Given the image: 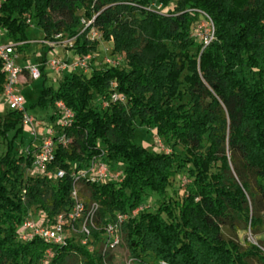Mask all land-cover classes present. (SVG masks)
Listing matches in <instances>:
<instances>
[{
	"label": "trees",
	"instance_id": "1",
	"mask_svg": "<svg viewBox=\"0 0 264 264\" xmlns=\"http://www.w3.org/2000/svg\"><path fill=\"white\" fill-rule=\"evenodd\" d=\"M202 13L214 27L208 44L193 35ZM27 19L43 39L72 38L69 49L92 53L94 61L98 40L87 33L95 27L127 66L100 59L89 76L74 71L56 90L41 91L37 104L53 107L51 119L57 100L73 111L63 130L70 141L56 145L49 168L64 170L60 178L28 174L32 151L13 150L24 129L21 113L0 112V264H39L44 257V264H65L73 256L81 264H111L101 234L116 212L129 214L121 234L134 264H264V242L241 243L237 236L241 225L253 235L264 227V0H0L2 41L26 47ZM112 82L125 102L110 101ZM3 83L0 62V94ZM139 125L182 152L135 144ZM94 157L122 176L79 181L85 203L98 204L93 249L74 237L61 245L21 241L17 229L31 211L52 217L70 208L73 172ZM181 170L191 182L173 200L165 190ZM150 191L160 195L157 209L130 216Z\"/></svg>",
	"mask_w": 264,
	"mask_h": 264
},
{
	"label": "built area",
	"instance_id": "2",
	"mask_svg": "<svg viewBox=\"0 0 264 264\" xmlns=\"http://www.w3.org/2000/svg\"><path fill=\"white\" fill-rule=\"evenodd\" d=\"M154 7V5H153ZM202 22L205 23V30L203 34L201 28H203L200 21L196 22L193 35L198 37L204 44L213 38L214 27L211 20L204 14ZM27 24L32 25L31 19L26 20ZM91 21H84L86 26ZM87 38L91 41L98 40L101 37V33L95 28L91 27L87 33ZM42 45L52 48L56 47V44H62V46H71L73 43L72 38H63L61 34H56L51 40L41 39L39 41ZM18 43L3 42L2 31L0 30V62L2 65V72L4 73V83L2 92L0 94V100L3 98L10 109H13L21 113L22 125L24 128H28L33 134L34 138H40L39 144L36 149L32 151V163L28 169V174L31 176H46L47 178L57 179L64 175V170L55 169L50 170V163L54 159V150L56 145L66 146L70 141L69 138L63 133L64 128L70 126L73 120V111L62 101L57 100L54 103V114L57 119L54 125L44 126L41 134H38V126L41 122L37 121L35 128L34 122L36 119L27 114L25 107V100L20 93L19 84L21 78L24 79V72H27L30 78L37 79L40 76V71L37 65L27 64L25 66H19L16 63V51ZM108 49V48H107ZM115 57V58H113ZM104 56L103 64L117 66V56ZM47 65L52 68L56 73L60 74L64 71L74 72L77 69L86 72L97 62L94 61V55L87 53L84 55H75V59L70 63L67 59L52 58L48 60ZM114 82L111 83V91L109 93V99L112 102H125V97L119 95L114 89ZM108 105L107 100L101 101V106L104 108ZM60 131L59 133L57 131ZM159 147H162V140L157 137L155 140ZM26 149L25 152H29ZM122 163L119 162L120 166ZM76 165H73L75 168ZM122 176V170H112L108 163L102 161L99 157H94L88 167L79 169L73 172L74 182L73 189L71 191L72 205L67 211L57 213L52 217H48L45 211L40 210L37 212L39 216L35 219L29 215L21 222L17 229L18 238L23 241H29L34 238H40L47 244L61 245L65 244L71 237L77 238L78 242L82 245H88L89 250L93 249L91 245L92 230L97 229L95 223V215L98 209V204L91 202L86 204L83 197L79 192V181L86 179L89 182H108L119 180ZM144 208L143 204L130 212V216H135L138 212ZM128 213L116 212L113 217L106 221L102 231V251L106 252L114 250L122 241L121 239V226L128 218ZM158 264H168L167 262L160 260Z\"/></svg>",
	"mask_w": 264,
	"mask_h": 264
},
{
	"label": "rangeland",
	"instance_id": "3",
	"mask_svg": "<svg viewBox=\"0 0 264 264\" xmlns=\"http://www.w3.org/2000/svg\"><path fill=\"white\" fill-rule=\"evenodd\" d=\"M165 11L166 9H161ZM85 21V19H83ZM203 28L201 31L203 34L206 32L205 23L200 21ZM27 35H28V42L29 44L22 48L20 51L17 49L16 51V63L19 66H25L27 64L37 65L38 68L43 69L44 77H39L37 79H32L28 75L27 72H24V79H20L22 83L19 84L20 93L24 97V104L26 107L27 114L34 117L36 121L34 122L35 125L37 121L41 122V124L37 128L38 134H41L43 131L44 126L54 125L57 119H51V115L53 114V107L48 105L41 107L37 104L38 98L41 94V91L44 88H51L52 90H56L59 84L64 80V76L71 75V72L64 71L60 74L56 73L52 68L47 65V61L52 58L58 59H67L70 63H72L75 59V54L68 46H62V44H56L55 48L42 45L39 41L43 39V32L42 30L36 26L34 22L27 28ZM65 38V37H63ZM15 43V42H14ZM108 48V49H107ZM110 48H112V42L106 41L102 38L98 39V46H97V56L95 58V65H98L99 60H103L104 56H117L116 62H118L117 66L126 68V60L123 53L115 52L112 55L110 54ZM115 58V57H113ZM76 73L81 72V70L77 69ZM86 76L90 75V71H86L84 73ZM100 96L94 95L93 101L98 102ZM188 96H185L183 102H187ZM10 110V107L7 105L5 100L2 98L0 100V112L5 114L7 111ZM138 124V121H137ZM14 132L11 131L8 134V138L12 139ZM157 139V135L155 134L154 129L147 128L145 125H139L134 131L133 141L135 144L140 145L142 147H147L149 150L157 151V152H182V147L180 145H171L166 143L162 140V147H159L155 140ZM40 138H34L33 134L29 131L28 128H24L22 132H20L19 136L14 140V152H22L26 149L33 151L36 149L37 145L39 144ZM5 150V144L2 143L0 146V153ZM191 182L190 177L188 176L187 172L184 170L178 171L176 175L171 179L170 185L165 190V195L171 199H178L184 196L186 186ZM82 187V186H81ZM82 194L86 195L87 190L83 187L81 188ZM144 208L143 210L148 211H155L160 204V195L155 191H150L145 195L144 202L142 203ZM31 216L37 219L39 216L34 212L31 211ZM223 232L226 235H229L230 232L227 228H223ZM237 236L241 243H244L245 240L257 243V241L264 242V227L261 229L260 233L253 235L251 231L247 228L245 229L243 225L237 229ZM122 239V234H121ZM264 250V247H263ZM46 254H49L48 252ZM50 254L51 251H50ZM107 254L110 256L111 264H134L129 256V252L127 247L125 246L124 242L121 243L114 249L107 251ZM49 256V255H48ZM47 257H44L39 264H44ZM252 264H259L256 260H251ZM65 264H81L79 258L73 256L68 259Z\"/></svg>",
	"mask_w": 264,
	"mask_h": 264
},
{
	"label": "crops",
	"instance_id": "4",
	"mask_svg": "<svg viewBox=\"0 0 264 264\" xmlns=\"http://www.w3.org/2000/svg\"><path fill=\"white\" fill-rule=\"evenodd\" d=\"M21 79L23 80V78H21ZM22 80H21V81H22Z\"/></svg>",
	"mask_w": 264,
	"mask_h": 264
}]
</instances>
